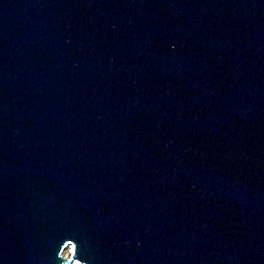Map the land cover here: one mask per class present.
Wrapping results in <instances>:
<instances>
[{"label":"water","instance_id":"1","mask_svg":"<svg viewBox=\"0 0 264 264\" xmlns=\"http://www.w3.org/2000/svg\"><path fill=\"white\" fill-rule=\"evenodd\" d=\"M264 264V0H0V264Z\"/></svg>","mask_w":264,"mask_h":264},{"label":"bare ground","instance_id":"2","mask_svg":"<svg viewBox=\"0 0 264 264\" xmlns=\"http://www.w3.org/2000/svg\"><path fill=\"white\" fill-rule=\"evenodd\" d=\"M69 264V263H68Z\"/></svg>","mask_w":264,"mask_h":264}]
</instances>
